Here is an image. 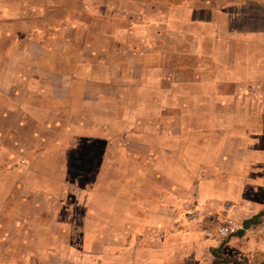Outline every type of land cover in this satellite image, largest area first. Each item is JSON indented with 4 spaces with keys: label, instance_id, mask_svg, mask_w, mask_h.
<instances>
[{
    "label": "crops",
    "instance_id": "crops-1",
    "mask_svg": "<svg viewBox=\"0 0 264 264\" xmlns=\"http://www.w3.org/2000/svg\"><path fill=\"white\" fill-rule=\"evenodd\" d=\"M1 107L62 132L32 170L85 243L264 218V0H0Z\"/></svg>",
    "mask_w": 264,
    "mask_h": 264
},
{
    "label": "rangeland",
    "instance_id": "rangeland-1",
    "mask_svg": "<svg viewBox=\"0 0 264 264\" xmlns=\"http://www.w3.org/2000/svg\"><path fill=\"white\" fill-rule=\"evenodd\" d=\"M21 110L0 108V264H264V218L260 217L244 221L242 229L211 243L205 234L209 224L186 221L181 226L168 212L162 213L159 228L154 224L146 229H110L106 235L101 232L94 244L83 241L79 227L60 228L58 219L67 216L81 224V213L68 214L58 206L62 189H57L55 180L37 175L31 160L43 153L47 139L62 132L32 129L40 125ZM65 199L74 202L72 194ZM11 206L25 207L20 212L10 210ZM183 227L193 232V240L174 237L170 246L164 244L169 240L166 235L181 234Z\"/></svg>",
    "mask_w": 264,
    "mask_h": 264
},
{
    "label": "built area",
    "instance_id": "built-area-1",
    "mask_svg": "<svg viewBox=\"0 0 264 264\" xmlns=\"http://www.w3.org/2000/svg\"><path fill=\"white\" fill-rule=\"evenodd\" d=\"M242 224L238 223L234 219H228L226 223H216L212 222L210 225L205 229V234L211 238H226L236 231L242 229Z\"/></svg>",
    "mask_w": 264,
    "mask_h": 264
},
{
    "label": "trees",
    "instance_id": "trees-1",
    "mask_svg": "<svg viewBox=\"0 0 264 264\" xmlns=\"http://www.w3.org/2000/svg\"><path fill=\"white\" fill-rule=\"evenodd\" d=\"M248 223V222H247Z\"/></svg>",
    "mask_w": 264,
    "mask_h": 264
}]
</instances>
